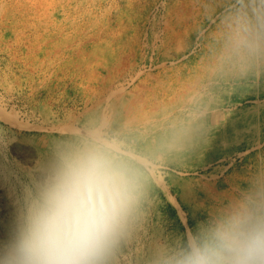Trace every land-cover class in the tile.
I'll use <instances>...</instances> for the list:
<instances>
[{
  "label": "rangeland",
  "instance_id": "1",
  "mask_svg": "<svg viewBox=\"0 0 264 264\" xmlns=\"http://www.w3.org/2000/svg\"><path fill=\"white\" fill-rule=\"evenodd\" d=\"M88 150L135 189L107 264H172L264 192V0H0V259Z\"/></svg>",
  "mask_w": 264,
  "mask_h": 264
},
{
  "label": "clouds",
  "instance_id": "2",
  "mask_svg": "<svg viewBox=\"0 0 264 264\" xmlns=\"http://www.w3.org/2000/svg\"><path fill=\"white\" fill-rule=\"evenodd\" d=\"M135 199L133 182L104 152L70 158L0 264H107ZM172 264H264V192L200 227Z\"/></svg>",
  "mask_w": 264,
  "mask_h": 264
},
{
  "label": "bare ground",
  "instance_id": "3",
  "mask_svg": "<svg viewBox=\"0 0 264 264\" xmlns=\"http://www.w3.org/2000/svg\"><path fill=\"white\" fill-rule=\"evenodd\" d=\"M209 19V18H208ZM195 73H197L196 75H190V76H188V77H186V79L183 81V82H180L179 83V90L178 91H175V92H171V99H175V98H179V99H182V97L183 96H186L187 95V93H190V92H192V90L194 89V90H196V89H200L201 87H203L206 83H205V81H204V79L203 78H196V79H192L193 77H196V76H198V71L197 72H195ZM178 85V84H177ZM108 86V85H107ZM116 86L117 85H115L114 83H109V87H112V88H116ZM173 87V86H172ZM169 91H170V89H169ZM159 92H160V90H159ZM161 93V92H160ZM166 93H168V92H166ZM156 95V94H155ZM169 94H167L166 96H168ZM161 98V97H160ZM166 99V98H165ZM178 99V100H179ZM167 100V99H166ZM168 101H169V99H168ZM173 101H175V100H173ZM183 101V100H182ZM153 102V101H152ZM167 102V101H166ZM176 102V101H175ZM164 103V102H163ZM177 103V102H176ZM165 104V103H164ZM169 104H171L170 102H169ZM173 104H175V103H173ZM134 105V104H133ZM130 106V105H129ZM128 106V107H129ZM150 106H151V104H150ZM162 106V105H161ZM136 107V106H135ZM135 107H133V109L132 110H136V109H134ZM147 107H148V103H147ZM138 108H139V106H138ZM138 108H137V110H138ZM152 108V107H151ZM150 108V109H151ZM127 109H129V108H127ZM127 109H126V111H127ZM194 110H196V111H194V113H196L197 112V110H198V108H195ZM152 111V110H151ZM154 111V110H153ZM192 111L193 110H191V108H189V110H188V114L189 115H191V113H192ZM129 112V111H128ZM127 112V113H128ZM149 114V113H148ZM154 114V113H153ZM180 115V114H179ZM179 115H178V117H179ZM148 116V115H147ZM140 117V116H139ZM142 117V116H141ZM145 117V116H144ZM149 117V116H148ZM214 125V124H213Z\"/></svg>",
  "mask_w": 264,
  "mask_h": 264
}]
</instances>
